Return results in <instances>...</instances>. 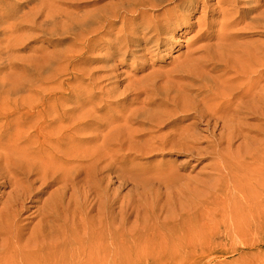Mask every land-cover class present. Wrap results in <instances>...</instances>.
I'll list each match as a JSON object with an SVG mask.
<instances>
[{"label":"bare ground","instance_id":"bare-ground-1","mask_svg":"<svg viewBox=\"0 0 264 264\" xmlns=\"http://www.w3.org/2000/svg\"><path fill=\"white\" fill-rule=\"evenodd\" d=\"M249 1L253 3L246 6ZM216 2L225 7L211 11L210 0H107L71 21L73 40L82 45L78 56L106 49L99 70L103 74L91 79L92 84L114 79L117 65L129 56L138 60L168 49L177 34L192 27L191 13L198 7L206 15L195 23L198 36L217 39L189 51L167 75L154 71L148 81L129 83L120 91L112 81V87L102 93L128 100L129 105L116 118L121 124L107 125L109 130L96 151L86 153L84 141L97 136L91 134L104 124L92 122L98 107L86 108L77 89L62 93L76 105H58L55 89L22 92L0 77V188L15 185L8 193L0 192V214L4 213L0 215V263L18 255L20 242L28 245L51 234L52 243L57 239L65 243L66 235L52 230L53 217L66 207L65 194L74 189L83 192L91 179L84 175L87 158L96 154L95 162L103 161L120 150L148 156L170 152L190 158L219 156L220 161H211L209 167L227 178V190L231 181L238 186L229 222L239 232L264 233V141L252 140L248 146L244 133L247 118L264 121V40L258 41L264 36V4L261 0ZM10 13L5 11L0 17ZM104 34L111 35L105 46ZM246 35L256 38L239 41ZM173 79L185 81L174 83ZM253 131L262 134L260 125ZM238 139L242 141L233 147ZM162 166L157 170L164 179L178 177L173 167ZM53 184L58 186L46 191ZM178 195L181 209L190 210L187 195ZM32 207L36 209L26 216L34 212L39 216V231L24 238L27 224L21 216Z\"/></svg>","mask_w":264,"mask_h":264},{"label":"rangeland","instance_id":"rangeland-1","mask_svg":"<svg viewBox=\"0 0 264 264\" xmlns=\"http://www.w3.org/2000/svg\"><path fill=\"white\" fill-rule=\"evenodd\" d=\"M96 1L2 0L0 3L1 16L5 11H13L7 17H0V77L5 78L7 86L22 92L55 89L58 105L64 102L76 105L70 99L67 101L62 93L77 89L86 108L98 107L92 122L104 125L90 132L97 136L84 141L86 153L102 145V136L109 130L107 125L122 123L116 118L129 105L128 100L106 97L102 93L112 87V81L120 91L129 83L137 85L148 81L154 71L167 75L196 46L214 44L217 40L215 37L203 40L198 36L199 27L195 23L206 17L198 7L191 13L192 24L189 22V25L192 27L184 34H177L164 53H148L138 60H131L129 56L117 65L114 79L97 80L92 84L91 79L103 74L99 70L104 64L101 60L106 52L104 41L111 35L102 36L104 48L78 56L82 45L73 40L74 28L70 23L107 0L98 4ZM216 1L210 0L211 11L225 7L224 3ZM252 3L249 1L246 6ZM261 3L264 4V0ZM211 14L209 12L207 17ZM16 19L19 20L13 26ZM217 27L219 25L215 29ZM70 29L71 32H67ZM251 38L256 37L246 35L239 41L246 43ZM263 40L264 36L258 41ZM184 81L173 79L174 83ZM245 122L247 145L250 146L252 140L264 141V121L247 118ZM258 125L262 128L261 135L253 131ZM90 133L84 132L85 135ZM241 141L235 140L233 147ZM111 155L97 162L96 154L87 158L84 175H91V179L83 192L74 189L65 194L66 207L52 220V230L66 235L65 243H60V239L52 243L51 234L28 245L20 242L18 255L8 256L0 264H264V233L239 232L227 218L238 200V186L231 181L227 190V178L209 167L211 161H220L219 156L202 154L190 158L171 152L148 156L121 150ZM156 161L173 167L178 177L173 181L164 179L165 175L157 170L163 166ZM100 166L104 168L100 170ZM57 186L53 184L46 191ZM14 187L6 185L0 192L8 193ZM178 194L187 195L192 205L190 210L181 209ZM2 201H6V197ZM35 209L32 207L21 216L22 223L27 224L24 238L39 231L36 225L39 216L35 212L26 216ZM0 215L3 217L4 213ZM44 245L48 247L41 249L40 254L30 255Z\"/></svg>","mask_w":264,"mask_h":264}]
</instances>
